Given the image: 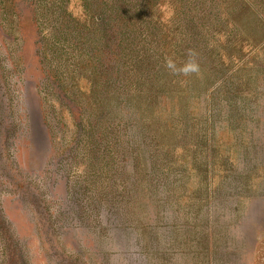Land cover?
<instances>
[{
	"label": "rangeland",
	"instance_id": "1",
	"mask_svg": "<svg viewBox=\"0 0 264 264\" xmlns=\"http://www.w3.org/2000/svg\"><path fill=\"white\" fill-rule=\"evenodd\" d=\"M141 7L195 72L135 89L94 0H0V264H264V5Z\"/></svg>",
	"mask_w": 264,
	"mask_h": 264
},
{
	"label": "trees",
	"instance_id": "2",
	"mask_svg": "<svg viewBox=\"0 0 264 264\" xmlns=\"http://www.w3.org/2000/svg\"><path fill=\"white\" fill-rule=\"evenodd\" d=\"M88 1L84 0V4L87 5ZM146 1L149 0H94L97 8L93 13V29L97 34H107L105 39L101 38L106 40V43L110 41V37H119L117 38V46L120 48L121 55H118V58L126 68L125 74H127L128 83L132 84L135 89L140 84H153L163 69L168 67L169 61L172 64L175 62L179 66H185L189 61L195 62L199 55V51L195 48L193 41L190 40L186 48L175 53V57H171L170 54L167 56L166 53L153 48L147 35H145L154 34L151 32L154 28L143 26L145 30L138 31L125 22L132 9L137 10L139 8L140 15V12H143L141 6ZM240 1L245 0H180L182 10H184L182 13L193 24L201 16L211 17L215 6L227 7ZM246 1L256 5H264V0ZM98 8L101 10H97ZM233 25L235 26V24ZM137 34H140V37Z\"/></svg>",
	"mask_w": 264,
	"mask_h": 264
},
{
	"label": "clouds",
	"instance_id": "3",
	"mask_svg": "<svg viewBox=\"0 0 264 264\" xmlns=\"http://www.w3.org/2000/svg\"><path fill=\"white\" fill-rule=\"evenodd\" d=\"M168 67L169 68H173L174 67V65L172 64L171 61L168 62ZM196 70H197V66L192 61H189L188 64H186L182 69H180V71H182L184 73L195 72Z\"/></svg>",
	"mask_w": 264,
	"mask_h": 264
}]
</instances>
